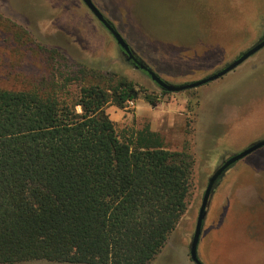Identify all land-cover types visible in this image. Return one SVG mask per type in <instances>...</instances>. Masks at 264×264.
I'll list each match as a JSON object with an SVG mask.
<instances>
[{
  "label": "rangeland",
  "instance_id": "obj_1",
  "mask_svg": "<svg viewBox=\"0 0 264 264\" xmlns=\"http://www.w3.org/2000/svg\"><path fill=\"white\" fill-rule=\"evenodd\" d=\"M91 1L132 51L174 85L218 71L264 37V0ZM67 62L123 76L156 99L153 107L175 102L176 113L184 114L163 138L166 149L193 159L187 206L150 264H193L189 245L208 178L231 155L264 139V48L218 80L163 95L124 64L80 0H0L1 88L29 89L48 73L63 85ZM78 85L67 87L75 92ZM144 106L137 104L139 114ZM114 111L106 113L117 132L149 123L133 109ZM197 254L203 264H264V147L227 170L214 188Z\"/></svg>",
  "mask_w": 264,
  "mask_h": 264
},
{
  "label": "trees",
  "instance_id": "obj_2",
  "mask_svg": "<svg viewBox=\"0 0 264 264\" xmlns=\"http://www.w3.org/2000/svg\"><path fill=\"white\" fill-rule=\"evenodd\" d=\"M65 67L63 85L0 87V264H150L186 210L193 159L148 125L116 131L108 106L156 103L132 81Z\"/></svg>",
  "mask_w": 264,
  "mask_h": 264
},
{
  "label": "water",
  "instance_id": "obj_3",
  "mask_svg": "<svg viewBox=\"0 0 264 264\" xmlns=\"http://www.w3.org/2000/svg\"><path fill=\"white\" fill-rule=\"evenodd\" d=\"M83 5L89 10L93 17L99 22V24L108 32L112 37L116 46L124 58L125 63L129 64L133 70H136L146 76L160 91L166 93H179L190 89H196L200 86L218 80L233 71L236 67L241 65L247 59L255 55L261 49L264 48V37L255 43L252 47L242 52L235 60L227 64L218 71L196 81L188 82L185 84L174 85L165 80H163L159 75H157L141 58H139L130 48L128 43L123 39V37L118 33L115 27L108 21L104 15L97 9L91 0H80ZM264 147V139L256 141L246 147L244 150L231 155L229 158L223 161V163L215 169L212 175L208 178L206 188L203 193L201 205L198 210L194 232L189 245V256L193 264H203L198 258L197 249L202 233V228L204 220L206 217V212L209 204L210 197L214 191V188L219 183L223 175L227 170L234 166L237 162L247 157L251 153Z\"/></svg>",
  "mask_w": 264,
  "mask_h": 264
},
{
  "label": "crops",
  "instance_id": "obj_4",
  "mask_svg": "<svg viewBox=\"0 0 264 264\" xmlns=\"http://www.w3.org/2000/svg\"><path fill=\"white\" fill-rule=\"evenodd\" d=\"M139 102H142L145 105L144 110L146 109L145 112L141 114H139L137 110V104ZM115 108H116L115 106H108L106 110L108 112L115 113L114 111ZM176 108H177V103L175 102L165 103L157 107H153L142 98H138L136 100L128 101L123 109H119V111L122 112L119 114H123L128 109H133L134 115L137 120L148 119L149 123L147 125L149 126L150 130L159 133L163 138L164 131L170 129L171 126H174L176 117L177 116L183 117L184 115L181 113H176ZM116 110H118V108H116ZM164 146H165V142H164Z\"/></svg>",
  "mask_w": 264,
  "mask_h": 264
},
{
  "label": "flooded vegetation",
  "instance_id": "obj_5",
  "mask_svg": "<svg viewBox=\"0 0 264 264\" xmlns=\"http://www.w3.org/2000/svg\"><path fill=\"white\" fill-rule=\"evenodd\" d=\"M79 1V0H78ZM119 54H120V57L123 59V57H122V55H121V53L119 52ZM123 61H124V59H123Z\"/></svg>",
  "mask_w": 264,
  "mask_h": 264
}]
</instances>
